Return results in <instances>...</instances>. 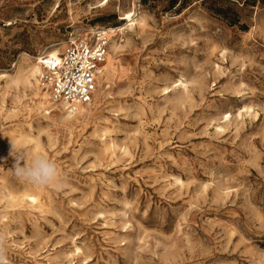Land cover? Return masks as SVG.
<instances>
[{
	"label": "rangeland",
	"instance_id": "1",
	"mask_svg": "<svg viewBox=\"0 0 264 264\" xmlns=\"http://www.w3.org/2000/svg\"><path fill=\"white\" fill-rule=\"evenodd\" d=\"M104 1L0 0V75L74 36L111 37L72 119L46 113L38 82L0 79L8 264H264V3ZM12 143L56 161L63 186L19 181Z\"/></svg>",
	"mask_w": 264,
	"mask_h": 264
},
{
	"label": "built area",
	"instance_id": "2",
	"mask_svg": "<svg viewBox=\"0 0 264 264\" xmlns=\"http://www.w3.org/2000/svg\"><path fill=\"white\" fill-rule=\"evenodd\" d=\"M110 39L105 29H96L86 38H70L57 58L41 63V91L71 113L80 106L91 105L105 70Z\"/></svg>",
	"mask_w": 264,
	"mask_h": 264
},
{
	"label": "clouds",
	"instance_id": "3",
	"mask_svg": "<svg viewBox=\"0 0 264 264\" xmlns=\"http://www.w3.org/2000/svg\"><path fill=\"white\" fill-rule=\"evenodd\" d=\"M10 155L15 158L11 171L19 181L31 184L37 188H60L65 183L64 176L57 162L48 155L29 153L18 149L15 143H12ZM4 241L5 236L0 234V264H8Z\"/></svg>",
	"mask_w": 264,
	"mask_h": 264
},
{
	"label": "bare ground",
	"instance_id": "4",
	"mask_svg": "<svg viewBox=\"0 0 264 264\" xmlns=\"http://www.w3.org/2000/svg\"><path fill=\"white\" fill-rule=\"evenodd\" d=\"M110 0H105L104 1V3L102 2V5H105V4H107L108 2H109ZM132 16H133V11H130V12H128V13H126L125 15H124V18L123 19H125V20H128V22L130 21V23L131 24H129V26H134V24H136V20H134V19H132ZM138 21V20H137ZM127 22V23H128ZM137 25V24H136ZM129 28V27H128ZM127 28V29H128ZM125 29V28H124ZM119 30H123V28H121V29H119ZM112 31V30H111ZM113 46H116L115 44L113 45ZM112 46V47H113ZM111 47V48H112ZM113 50V49H112ZM115 52V51H114ZM59 50L58 49H53V50H51V51H49L45 56H43V57H39V58H37V60H38V63H35V64H33V65H28V66H25L24 67V65H22L21 66V70L22 71H24V75H18V76H12L11 74H9V73H3V74H1L0 75V79L2 78L3 80H6V87L7 88H12V87H19L20 85H23V86H25V85H32L33 84V81H35L36 82V84H37V82H38V84H39V80L37 79L38 78V76L39 75H41V73H42V64L41 63H43V62H46V63H48L49 61H51V60H53V59H55V58H57L58 57V55H59ZM108 57H109V52H108V55H107V58H106V62H105V64H104V69L106 70V64H107V61H108ZM27 59V58H26ZM22 64V63H21ZM15 66H17V65H15ZM20 70V71H21ZM21 74V73H20ZM104 74V73H103ZM103 74L101 75L102 77H103ZM183 77V76H182ZM181 84L184 86V87H186V84L184 83V82H182L181 81ZM179 85V84H178ZM178 85H176V86H178ZM39 87V86H38ZM40 89V88H39ZM40 93H43V99H45V97H46V99H47V101L50 103V104H55V103H53L52 101H50V99H49V95L45 92V91H41V89H40ZM55 105H57V104H55ZM57 106H59V105H57ZM57 106H55L56 107V109H53L52 111H46V113H49V115L51 114V112H53V111H58L59 113H57L56 115H57V117H65V119H67V120H69V119H72L73 117H75L76 115H80L81 113H82V109L80 108V107H83V106H85V105H83V106H80V107H78L79 109H77V111L75 112V113H71V112H69V111H66L63 107H61V106H59V107H57ZM40 107H42V105L40 106ZM54 107V106H53ZM60 109H62V110H64L65 112H66V115H64V114H60V113H62L61 112V110ZM61 115V116H60ZM229 116V115H228ZM228 116H226V118H228ZM55 121V120H54ZM66 121V120H65ZM74 121V120H73ZM73 124V123H72ZM28 136V135H27ZM23 137H25V135H23ZM15 140V139H14ZM106 145V144H105ZM103 149H106L105 147L103 148ZM1 159V158H0ZM35 190L36 191H41V188L39 187V188H37V187H35ZM33 191H34V189H33ZM36 191H34V192H36ZM44 191H45V189H44ZM40 193H42V192H40ZM23 194V193H22ZM43 197V196H42ZM13 200H19L20 202H24V201H29V202H32V203H34V205L35 204H38V203H40V194H38V192L37 193H26V194H24L23 196H20L18 199L17 198H13ZM32 205V204H31ZM33 206V205H32ZM35 207V206H34Z\"/></svg>",
	"mask_w": 264,
	"mask_h": 264
},
{
	"label": "trees",
	"instance_id": "5",
	"mask_svg": "<svg viewBox=\"0 0 264 264\" xmlns=\"http://www.w3.org/2000/svg\"><path fill=\"white\" fill-rule=\"evenodd\" d=\"M261 3H264V0H258ZM143 2H147V0H143ZM169 2L171 3L172 6H176L177 4L180 3V0H169Z\"/></svg>",
	"mask_w": 264,
	"mask_h": 264
}]
</instances>
